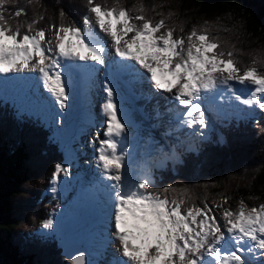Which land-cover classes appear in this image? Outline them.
<instances>
[{
  "label": "snow or ice",
  "instance_id": "6c2138e0",
  "mask_svg": "<svg viewBox=\"0 0 264 264\" xmlns=\"http://www.w3.org/2000/svg\"><path fill=\"white\" fill-rule=\"evenodd\" d=\"M9 2L0 0V74L37 73L55 102L61 109L65 108V85L59 71L61 60L104 64L106 42L90 31L92 20L88 16L83 18V24L89 29L87 32L75 23L66 24L62 20L55 28V55L49 57L46 51H53L52 41L46 40L44 29L35 28L36 19L27 23L24 32L21 26L13 28L8 23L3 8ZM87 10L93 14L100 32L110 37L116 56L134 60L150 74L156 89L171 93L173 99L185 107L183 123L189 128L197 123L201 128L207 126L199 102L202 93L218 85H229L233 80L254 86L247 98L235 95L237 101L243 105H258L264 110V103L258 98V94H264V73L254 66L241 70L231 50L216 51L220 44L209 36L207 28L198 32L193 27L187 36L189 43L185 50L184 38L174 37L175 28L166 27L164 19L153 21L146 16L143 4L134 6L136 15L121 6L120 0H113L111 6L107 2L87 0ZM22 14L23 8L14 13L16 17ZM60 16L63 18L64 13ZM161 29L166 31L157 35ZM130 33L131 37L125 39ZM45 44L49 47L45 48ZM252 64H256L255 59ZM173 89L178 90L173 93ZM105 91L103 111L107 127L103 133L105 138L97 148V166L107 179L115 182L112 186L115 229L112 235L118 241L119 256L124 259L114 260L113 264H246L238 253L264 250V204L249 207L241 200L236 211L224 208L221 225L212 209L222 208V204L182 207L186 203L184 198L170 200L161 195L174 189L153 190L147 178L123 190L124 156L118 154L116 138L122 136L125 126L118 118L114 89L106 85ZM61 171L68 174L67 168L56 164L53 185ZM55 190L53 187L52 191ZM227 200L223 197L224 203ZM42 226L51 229L53 221L45 220ZM83 261L80 255L73 264H83Z\"/></svg>",
  "mask_w": 264,
  "mask_h": 264
},
{
  "label": "trees",
  "instance_id": "16d2710c",
  "mask_svg": "<svg viewBox=\"0 0 264 264\" xmlns=\"http://www.w3.org/2000/svg\"><path fill=\"white\" fill-rule=\"evenodd\" d=\"M95 2L111 6L113 0ZM140 4L153 21L164 19L166 27H174V37L193 27L198 32L207 28L220 44L216 51L231 50L241 70L254 66L264 73V0H120L132 15ZM20 8L24 14L16 17ZM87 11V0H10L3 15L21 32L33 19L38 21L35 28L48 32L62 20L84 25ZM258 113L254 122L223 124L222 143L213 134L195 144L194 152L181 150L174 173L166 168L150 187L174 189L161 195L184 198L182 207L223 205V197L231 205L241 200L249 207L264 204V110ZM20 120L0 107V264H71L53 236L41 229L54 204L41 194L62 162L59 140L37 122Z\"/></svg>",
  "mask_w": 264,
  "mask_h": 264
},
{
  "label": "rangeland",
  "instance_id": "374dc122",
  "mask_svg": "<svg viewBox=\"0 0 264 264\" xmlns=\"http://www.w3.org/2000/svg\"><path fill=\"white\" fill-rule=\"evenodd\" d=\"M85 16H88L89 19L92 20V29L90 31H93L94 33L96 29L100 31L99 27L95 24V19H94L93 14L87 11ZM136 23H140V22L137 21ZM79 27H81V29L85 32L89 31L87 26H83V27L79 26ZM54 33H55V29H51L48 32H45L46 40L52 41L51 47L53 48V51H46V55L49 57L54 56L52 54L54 53V46H55ZM188 33L189 32L183 34V38L185 40L183 48L185 50L187 49L188 43H189L187 40ZM131 35L132 33L129 34L128 38H130ZM157 35H160V33H157ZM44 46L45 48L49 47V45L47 44H45ZM100 68H101L100 70L103 72L104 71L103 65H101ZM22 73L23 72H19L15 74H17L18 77L21 78L20 74ZM24 73H27V77H25V81L27 85L28 84L31 85L33 83L39 82L37 78L38 76L37 73L28 72V71H24ZM78 73L79 72L74 73L75 76H79ZM9 74L13 75V73H9ZM151 84H152L151 82H146L145 87L151 86ZM80 88L81 90L82 88H84L85 90H90L92 91V94L90 93L89 95L87 93L80 94L79 93ZM73 93L74 94L69 92V94L66 96L68 98V101H67L66 107L63 108L64 112H67L66 114L67 122L66 123H61L59 121L56 122L54 118V112L59 109L56 108L54 104L52 105L51 102L47 108L41 109L42 110L41 121L43 122L51 121L54 123L55 135H57V137L60 139V145H61L62 151H64L62 165H63V168H67L68 170V174L64 175L62 180L61 179L57 180L55 185H53L52 183L47 190L49 194H51L54 198L57 199V202L59 204L54 209V215L50 218L53 221V227L51 229L44 228V231L48 234H53V229H54V236L59 246H61L64 243L70 242V243H76L82 246L83 248H85L86 264H95V263L113 264V261L115 260L114 257L110 256L107 250H105L104 248L107 249L108 246H110L114 242V240L117 243L118 241L112 235V233L115 231L114 217H113V200L105 196L104 188L100 187V191L99 192L97 191L96 194L91 195V198L87 203H81L82 205L79 207L80 210L78 212H74V210L70 208L67 205V203L63 204L64 200L67 201L69 197L71 196L72 194L71 188L74 185L90 184L92 180L91 177L93 176L94 173H96V171H97V175H99V167L97 166V157H98L97 148L99 147V139L97 140L98 144L94 140L97 137V134H96L97 125H94L95 130L93 128L87 129L84 127V124H85L84 119H85V114L87 113V107L89 105L90 99H92L93 97V100L95 101L97 100L98 102L97 104L99 103L102 104V100L97 98L96 92H94L89 87H85V85L82 83L79 84V89L77 87L76 91L75 92L73 91ZM258 98H260L261 102L264 103V94H258ZM174 102L177 103L176 101ZM16 104L20 107H25L26 109H29L27 105H23L20 101H16ZM130 105H131L130 108L132 111V115L134 116V121L138 125H141V128L147 132L148 125L154 119V118L153 119L151 118V112H150L151 109L146 107L147 113L142 114V112L138 110L137 106L132 101L127 103L128 107ZM254 106H255V109L259 108L258 105H254ZM99 107L100 106L97 105L95 106V109H93L95 114H99L100 112ZM71 109H74V112H71L70 111ZM241 110L243 109L240 108L239 111ZM35 112L36 110L33 113ZM205 115H206L205 116L206 120L208 122V126L202 128L199 131L201 135L196 137L190 134H185L183 138L181 139H188L189 137H191L192 141H196L198 139L205 138L208 136V133L210 131V124L213 122V120L226 121L228 119L226 116H222L221 119H217L215 115L212 113V111ZM208 116H209V119L207 118ZM230 116H234L237 119H241L243 117L244 118L246 117L254 118L255 110L252 114H250V112L248 114H242V115L231 113L229 114V117ZM97 117H99V115H97ZM156 122L157 123H154L155 125L157 126L161 125L162 118H161V123H160V120ZM94 123L98 124V126H101L102 121L98 123V121L95 120ZM125 131L126 133L130 134L129 129H126ZM178 140L179 138L177 137H175L172 140V143L174 146H176L175 143H177ZM184 141L190 142L189 140H184ZM158 142L159 144L156 150L153 149L151 153H146L147 155H149V158H150L149 161H143L144 156L142 155L136 158L138 162L135 166V172L138 174V178L134 183H138L141 179H143L145 175V173H143L144 170L151 168V164L154 161V158H156L157 155L159 154V147L161 146L163 139H159ZM164 147H165L166 158L168 159V161L172 165L178 163L179 159L176 155V152H174V148L169 147V145H167L166 143L164 144ZM178 148L179 147H177L176 149ZM75 149H79V151L81 152V155H78L77 153L75 154L73 153L70 156V153H67V152L72 153V150H75ZM163 158L165 157L164 156L159 157V162H161V159ZM70 161L75 162L76 166L72 165ZM132 161L134 160L131 156L130 160L126 164H130ZM86 179L88 181L85 182L84 180ZM59 181H60V186H59ZM53 187H55L56 190L59 187L60 188L57 190V192L54 193L52 191ZM93 200L95 201L94 204H93ZM99 207H102V208H99ZM224 208H228L233 211H236L239 208V205L238 204L231 205L229 203H223L222 208H216L212 210L213 213L217 216L218 222L221 225H223L224 223L223 220L220 219ZM93 212L95 213L93 214ZM87 215H90V216H87ZM71 216H79V218L71 217ZM84 216H87V217H84ZM222 230L224 229L222 228ZM96 236H98L97 239H95ZM99 240L103 241L101 244L102 248L97 249L98 247H97L96 241H99ZM114 248H116L115 245H114ZM99 250L103 251V254L100 260L97 257V252ZM111 251L113 252V250ZM87 254L89 258L87 257ZM114 254L116 255V252H114ZM263 254H264V250H259V249L254 250L253 253H250L247 255H243L239 253V255H241L242 259L246 262V264H253L254 262L258 260L259 256H262ZM118 257H119V260L124 259L120 256Z\"/></svg>",
  "mask_w": 264,
  "mask_h": 264
},
{
  "label": "bare ground",
  "instance_id": "6f19581e",
  "mask_svg": "<svg viewBox=\"0 0 264 264\" xmlns=\"http://www.w3.org/2000/svg\"><path fill=\"white\" fill-rule=\"evenodd\" d=\"M95 34L98 35L99 37H101L103 39V41L106 42V51H105V63L104 64H97L95 62L92 61H87V62H82V61H65V60H61V67L59 68V71L61 72L62 75V80L64 82L65 85V92H67L69 90V84H70V78H69V74L71 73H77L79 71L82 70V72L86 73L87 71H90V73L92 74L91 79L89 80V85L90 87L93 88V91L96 92L97 97L100 99L102 98L103 100V105L106 102V97H107V93L105 91V86H109L112 87L114 89L115 95L119 96L120 98V102L116 103L117 105V109H118V118L120 119L121 123L124 120V116L120 113L121 109H125L127 110V103L131 102V97L130 95L127 93L128 90H131V85L133 84V82H135L134 84V91L137 93H141V89L142 92L145 90V83L146 82H151L150 81V74L146 72V70L142 69L140 67L139 64H137L134 60H122L120 57H115V50L112 47V41L110 39V37L106 36L103 32L98 31L97 29L95 30ZM128 37H125V39H127ZM53 55H55V53H52ZM111 58V59H110ZM110 59V60H109ZM120 59V62H118V60ZM109 60V61H108ZM100 65H103V69L104 71L102 72L100 69ZM107 65L108 67L111 66L112 69L110 72H108L107 70ZM76 67V68H75ZM26 73L23 72V74H21V78L18 77V75H13L11 77V79L13 80V82H15V84L19 87V91L22 92V98L24 99V97H27L25 99L27 100H32V103L34 105H37L41 108H45L48 107L49 103L51 100H55V98L51 95L50 92H48L46 89L45 91H40L37 87H39V82L38 83H33L31 85H27L26 81H25V77H27V75H24ZM94 74V75H93ZM73 77V76H71ZM35 78V77H34ZM38 81H39V76H37ZM229 88L228 90H230L231 86H234L236 83L235 81H230L229 82ZM37 86V87H36ZM151 84V86H148L147 89L149 90H153L154 94L156 92V100L155 102H151L148 105H144L141 109L142 114L147 113L146 107L151 109V118L153 119L151 121V123L153 124L152 126H154V123H157L156 121L160 120L161 123V118H162V124L157 126L158 128H162L164 126L167 125V122L170 120L169 118V112L174 111L176 105L174 100H173V96L171 93L165 92L163 90H159L156 89L154 86ZM236 89L238 90V93L236 95H240L242 98H247V96L249 95V84L246 83L244 86L242 85H237L236 84ZM127 88V90H126ZM79 89V88H78ZM81 90V88H80ZM126 90V91H124ZM74 91V90H73ZM73 91H71L72 94ZM177 91V89L173 90V93H175ZM227 90L225 89L223 93H226ZM115 95H114V103H115ZM235 99V96H233L232 100ZM136 106L138 105V103L140 102L139 98H136L134 101H132ZM98 102L95 101H91V105L90 108L95 107V106H100L99 110H100V114L99 117H97V114H94L91 110H89V112L87 113L88 116H91V120H98L99 122L102 121L101 126L98 127V124H94L97 125V130H96V134L97 137L94 139L96 141V143L98 144V139L99 142L101 139H104V131L106 130L107 124H106V120H107V116L105 114V112L103 111V105L102 104H97ZM154 105H152V104ZM233 103L236 104L237 100H233ZM237 106V104L235 105ZM233 106V107H235ZM207 110L211 111V109L209 107H202V111L204 113L207 112ZM127 118L129 119V121L132 123V126H136L134 123V117L133 115L130 114V112L127 110ZM65 115L63 116V120L62 122L65 120ZM131 126V127H132ZM137 130L140 131L139 127H137ZM126 129V128H125ZM135 130V129H134ZM125 133L122 134V136L117 137V141H118V154H123L124 156V163H126V156L125 154V150L121 151L120 150V142L123 140V136ZM129 144L131 145L132 142L131 141H127L126 145ZM125 145V146H126ZM125 149H128V147H125ZM102 173V172H101ZM93 184H97V185H102V179L99 178V176L97 174H93ZM111 181V180H110ZM108 182V181H107ZM114 182V181H111ZM114 191V190H111ZM80 194L83 195H88L89 194V190L88 189H82L80 191ZM78 199H74L73 203H75ZM76 211H78V208L76 207ZM114 245L116 246V248H114ZM118 243L114 242L108 246L107 248V252L109 253L110 256H113L115 260H119V253H118ZM113 250V252L111 251ZM114 252H116V255L114 254ZM243 253H248L247 251L243 252ZM88 257V256H87Z\"/></svg>",
  "mask_w": 264,
  "mask_h": 264
},
{
  "label": "water",
  "instance_id": "95a60500",
  "mask_svg": "<svg viewBox=\"0 0 264 264\" xmlns=\"http://www.w3.org/2000/svg\"><path fill=\"white\" fill-rule=\"evenodd\" d=\"M63 255L70 261L72 260L71 262H74L77 256L83 255L84 257V251L75 245L66 244L63 246ZM83 264H85L84 261Z\"/></svg>",
  "mask_w": 264,
  "mask_h": 264
},
{
  "label": "clouds",
  "instance_id": "9594fccd",
  "mask_svg": "<svg viewBox=\"0 0 264 264\" xmlns=\"http://www.w3.org/2000/svg\"><path fill=\"white\" fill-rule=\"evenodd\" d=\"M80 25V24H79ZM85 26V25H84Z\"/></svg>",
  "mask_w": 264,
  "mask_h": 264
}]
</instances>
